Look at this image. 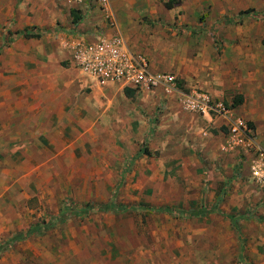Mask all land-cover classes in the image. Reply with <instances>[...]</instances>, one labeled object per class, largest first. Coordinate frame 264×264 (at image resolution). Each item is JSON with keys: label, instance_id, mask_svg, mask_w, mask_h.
<instances>
[{"label": "rangeland", "instance_id": "rangeland-1", "mask_svg": "<svg viewBox=\"0 0 264 264\" xmlns=\"http://www.w3.org/2000/svg\"><path fill=\"white\" fill-rule=\"evenodd\" d=\"M21 1L0 0V121L20 116L23 81L32 75L22 55L48 45L46 37L10 38L9 10L14 17ZM122 6L158 70L176 75L185 93L215 91V101L264 137V0ZM163 91L172 105L154 93L76 89L95 118L70 153L57 155L47 141L51 156L30 158L20 135L6 139L0 124V264H245L238 219L184 214L208 208L209 183L226 184L233 164L228 126L193 120L189 114L199 113ZM236 95L242 102L232 107Z\"/></svg>", "mask_w": 264, "mask_h": 264}, {"label": "crops", "instance_id": "crops-1", "mask_svg": "<svg viewBox=\"0 0 264 264\" xmlns=\"http://www.w3.org/2000/svg\"><path fill=\"white\" fill-rule=\"evenodd\" d=\"M57 2L59 3L55 0H22L15 9L14 17L11 8L9 10L14 28L12 32H9L10 38L16 31H28L38 33L37 38L46 37L44 40L48 43L47 47L42 46V50L38 49L31 54L22 55V59L32 62V75L30 81H23L25 84L20 95V116L12 119L14 116L9 114L6 115L5 120L0 121L8 134L6 139H14L16 134L20 135L16 138L21 142L20 147L23 148L24 153L30 158L33 154L38 156V152L42 156L45 154L51 156L44 142L49 141L50 147L57 151V155H60V153L65 154L66 151L70 153L73 140L86 139L88 122L95 117L94 112L88 108L87 100L81 101L82 96L76 95V89L88 87L92 91H98L105 87L111 89L115 87L125 93L123 91L125 88L119 84L107 83L101 86L76 68L70 66L75 70L74 73L70 67L66 66L63 60L69 63V52L64 47V42L71 36L88 38L97 30H102L106 35L120 33L132 50L142 52L148 57L151 70L167 71L156 68L152 61L153 55H148L142 48L145 44H140L135 37V29L128 18V11L125 13V10H121L124 9L122 5L126 3V0L111 1L116 14L119 12L122 14L121 20L117 21L114 27L107 24L98 8L92 9V12L82 18L77 13L79 19L74 22L71 14L73 10H70L69 5L64 0ZM20 36L25 37L21 34L14 38L17 39ZM146 40L149 42L148 38ZM209 91L213 100L218 97L215 91ZM135 92L154 93L157 99L164 97L169 105L174 103L171 96L167 95L162 88ZM189 115L193 120L201 123L213 120L215 124L222 122L227 125L222 117L214 114L192 113ZM77 125L81 126V129ZM249 125L252 127L251 124ZM78 133H81V136L78 137ZM196 133H200L199 128ZM256 134L257 136H254L256 142L264 147V137L260 135L258 128ZM211 141L212 139L209 138V145L212 144ZM205 143L207 142L201 139V144ZM78 146L79 144L75 143L74 147ZM228 146L233 162L228 171L229 176L224 177V180H228L222 188H218L215 182L209 183L205 198V205L209 210L207 213H221L228 217L232 224L238 219L243 236L246 238L242 246L243 262L264 264V187L249 179L248 152L241 146Z\"/></svg>", "mask_w": 264, "mask_h": 264}, {"label": "built area", "instance_id": "built-area-1", "mask_svg": "<svg viewBox=\"0 0 264 264\" xmlns=\"http://www.w3.org/2000/svg\"><path fill=\"white\" fill-rule=\"evenodd\" d=\"M64 1L81 18L92 12V9L98 8L109 26L117 25L110 0ZM64 47L69 52V64L101 86L116 83L122 88L135 91H151L162 87L165 91L176 92L185 109L202 115L214 114L222 117L228 126V144L241 146L248 152L249 179L264 187V147L256 142L251 128L232 115L229 106L213 100L205 92L181 91L176 75L170 71L151 70L148 57L142 52L132 50L120 33L106 35L102 30H97L88 38L71 36L65 40Z\"/></svg>", "mask_w": 264, "mask_h": 264}, {"label": "trees", "instance_id": "trees-1", "mask_svg": "<svg viewBox=\"0 0 264 264\" xmlns=\"http://www.w3.org/2000/svg\"><path fill=\"white\" fill-rule=\"evenodd\" d=\"M160 1H163L164 5L167 7V8H171L173 7L174 5L178 4L180 2V0H160ZM250 9H247V10H242L239 12V15H244V14H247V13H250ZM72 14V19L74 22H77L78 19H79V15L77 14L76 11L73 10V12L71 13ZM200 19L202 20L203 17L200 16ZM23 34L25 37H39V34L38 33H35V32H28V31H23V32H19V31H16L13 33V37H17L18 35H21ZM178 86H181V83L178 81ZM124 92L127 96H132L134 93H135V90L134 89H129V88H125L124 89ZM242 102V96L241 95H236L234 97V100H233V103H232V107H236L237 105H239L240 103ZM141 151L145 154H148L149 151L147 149V147H144L143 149H141ZM211 211V210H210ZM207 212H209V210L207 209H204V208H199L197 210H191V211H188L184 214L186 215H197V216H200V215H203V214H206Z\"/></svg>", "mask_w": 264, "mask_h": 264}]
</instances>
